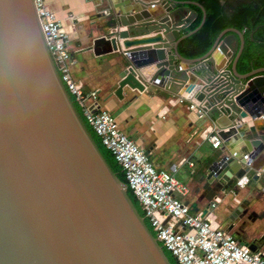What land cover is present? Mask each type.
Here are the masks:
<instances>
[{"label":"water","instance_id":"obj_1","mask_svg":"<svg viewBox=\"0 0 264 264\" xmlns=\"http://www.w3.org/2000/svg\"><path fill=\"white\" fill-rule=\"evenodd\" d=\"M189 6L201 19L181 34L197 16ZM101 15L105 27L90 50L114 56V96L125 88L184 93L219 139L202 176L204 208L250 172L249 184L259 180L264 126L254 122L264 115V67L237 72L244 30H222L204 55L188 59L177 46L204 22L198 3L109 0ZM137 34L148 37L129 39ZM250 201L238 202L228 221ZM0 264H170L60 81L33 0H0Z\"/></svg>","mask_w":264,"mask_h":264},{"label":"crops","instance_id":"obj_2","mask_svg":"<svg viewBox=\"0 0 264 264\" xmlns=\"http://www.w3.org/2000/svg\"><path fill=\"white\" fill-rule=\"evenodd\" d=\"M43 2L67 37V46L74 61L70 66L73 81L81 85L84 91H97L100 108L114 117L122 132L145 152L156 169L168 171L171 166L176 167L173 177L187 188L186 195L181 198L182 202L189 207L190 213L203 210L206 203L203 199L199 200L204 187L202 176L208 155L213 150L206 139L212 130L207 117L204 115L198 119L195 112L187 108L188 102L177 103L179 98L184 99V93L176 97L160 89L146 88L143 92H137L125 88L121 91V99L114 96L118 81L116 74L119 71L114 66V56H95L90 50L92 41L101 36V29L105 27L101 14L109 0ZM125 29L121 27L122 31ZM145 37L148 36L137 34L129 39ZM212 58L216 65L224 61L217 51ZM179 65L181 68L186 67L183 63ZM222 120L226 119L222 117ZM254 124L260 128L264 126V121L256 120ZM239 146H234L232 150L239 152ZM259 165L262 173L258 172L260 179L249 184V177L254 174L250 172L245 176L248 178L244 187L230 188L216 197L219 201L212 212L215 214L224 196H230L231 203L225 208L224 223L218 221L215 215L216 221L235 239L264 250L261 239L264 237V204L259 200L250 201L257 196L264 197V164ZM247 185L249 189H246ZM246 199L250 201L248 206L233 222H229L227 217L230 211L238 202Z\"/></svg>","mask_w":264,"mask_h":264},{"label":"built area","instance_id":"obj_3","mask_svg":"<svg viewBox=\"0 0 264 264\" xmlns=\"http://www.w3.org/2000/svg\"><path fill=\"white\" fill-rule=\"evenodd\" d=\"M33 6L60 81L86 125L119 166L125 187L139 204L151 234L173 257L175 264H264V250L251 251L216 221L212 211L218 198L203 208L204 213L202 210L190 213L181 199L187 188L172 175L176 167L171 166L168 171L156 169L145 152L122 132L114 117L100 108L97 91H84L73 81L70 66L74 61L65 33L43 0H33ZM183 101L186 100L179 98L177 103ZM187 108L193 110L198 119L204 117L193 103L188 102ZM260 119L264 120V115ZM206 139L211 148L220 146L213 133ZM246 184L247 177L243 176L235 181L234 187L242 188Z\"/></svg>","mask_w":264,"mask_h":264},{"label":"trees","instance_id":"obj_4","mask_svg":"<svg viewBox=\"0 0 264 264\" xmlns=\"http://www.w3.org/2000/svg\"><path fill=\"white\" fill-rule=\"evenodd\" d=\"M175 1H190L198 3L204 10L205 18L202 26L192 35L184 38L178 43L177 50L179 54L188 59L198 58L204 55L212 46L217 35L226 28H234L238 31L244 30V45L241 54L237 60L236 70L240 74L247 73L251 69L264 67V17L258 16L253 21V25L247 28H242L236 25L239 21H247V14L241 16L236 15L235 12L227 13L224 6L221 5L219 0H175ZM194 12H196V18L185 28L181 34H185L189 31L194 30L201 19V11L195 6H189ZM257 29L252 34V40H249V33L255 28ZM73 102V98H71ZM79 116L81 114L73 103ZM83 120V118L81 117ZM88 132L92 136L95 144L97 145L102 156L110 166L111 170L116 174L117 178L124 183L123 174L119 166L114 161L111 154L100 144L99 139L95 136L92 130L86 125L83 120ZM125 184V183H124ZM127 195L132 202L133 206L137 210L138 214L143 218L140 206L137 203L134 196L129 190ZM144 220V219H143ZM146 227L149 229V225L144 220ZM161 247V246H160ZM162 248V247H161ZM168 262L175 264L173 257L162 248Z\"/></svg>","mask_w":264,"mask_h":264},{"label":"flooded vegetation","instance_id":"obj_5","mask_svg":"<svg viewBox=\"0 0 264 264\" xmlns=\"http://www.w3.org/2000/svg\"><path fill=\"white\" fill-rule=\"evenodd\" d=\"M227 13L235 12L241 16L247 14V21H239L236 25L247 28L253 25V21L260 17H264V0H219ZM264 244V237H261Z\"/></svg>","mask_w":264,"mask_h":264},{"label":"rangeland","instance_id":"obj_6","mask_svg":"<svg viewBox=\"0 0 264 264\" xmlns=\"http://www.w3.org/2000/svg\"><path fill=\"white\" fill-rule=\"evenodd\" d=\"M231 194V193H230ZM231 203V197L229 196V197H225L224 196V198L222 199V202H221V204H219L217 207H216V209H215V211H214V213H215V215L217 216V218H218V221H220L221 223H224V218H225V208H226V206L228 205V204H230Z\"/></svg>","mask_w":264,"mask_h":264}]
</instances>
